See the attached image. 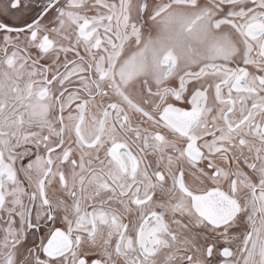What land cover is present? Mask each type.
Masks as SVG:
<instances>
[{"label": "snow or ice", "instance_id": "6c2138e0", "mask_svg": "<svg viewBox=\"0 0 264 264\" xmlns=\"http://www.w3.org/2000/svg\"><path fill=\"white\" fill-rule=\"evenodd\" d=\"M0 264H264V0H0Z\"/></svg>", "mask_w": 264, "mask_h": 264}]
</instances>
